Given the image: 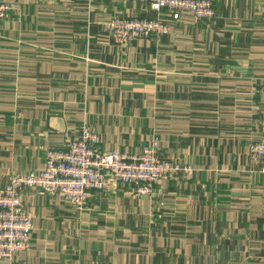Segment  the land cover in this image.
Segmentation results:
<instances>
[{"label":"crops","instance_id":"crops-1","mask_svg":"<svg viewBox=\"0 0 264 264\" xmlns=\"http://www.w3.org/2000/svg\"><path fill=\"white\" fill-rule=\"evenodd\" d=\"M0 22V188L44 167L87 125L104 151L192 169L150 196L118 183L79 210L21 191L30 248L11 264H264V0H214L216 16L160 15L127 0H5ZM160 17L169 35L118 45L112 17Z\"/></svg>","mask_w":264,"mask_h":264},{"label":"built area","instance_id":"built-area-1","mask_svg":"<svg viewBox=\"0 0 264 264\" xmlns=\"http://www.w3.org/2000/svg\"><path fill=\"white\" fill-rule=\"evenodd\" d=\"M147 3L159 15L184 13L196 20H212L216 16L214 0H127ZM11 5L0 0V22ZM107 33L118 45L136 39L155 38L170 34V26L160 17L115 16L105 22ZM100 137L87 125L77 137L68 140L64 149L49 150L44 167L25 173L17 172L0 188V264H11L18 253L29 250L34 229L33 215L21 196L24 188L34 189L49 197L58 194L79 210L88 209L92 195L104 192L118 183L134 188L137 197L150 196L154 185L176 174H192V169L158 155V140L153 139L141 153L99 148ZM250 154L264 162V141L252 144ZM264 176V167L261 170Z\"/></svg>","mask_w":264,"mask_h":264}]
</instances>
